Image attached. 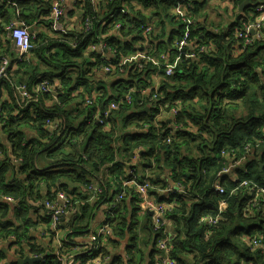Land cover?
<instances>
[{"label": "trees", "instance_id": "16d2710c", "mask_svg": "<svg viewBox=\"0 0 264 264\" xmlns=\"http://www.w3.org/2000/svg\"><path fill=\"white\" fill-rule=\"evenodd\" d=\"M208 1L187 0L186 15L196 20L189 35L193 48L177 50L176 42L183 36V22L174 13L178 0H102L96 6L91 0H77L67 17L80 10L84 13L79 17L78 29L67 25V34L52 31L48 22L50 0H0L4 3L0 4V19L5 21L9 17L4 28L14 19L23 22L29 31L30 25L38 23L48 24L51 30V34L34 32L28 59L35 55L38 62L29 65L24 76L16 80L25 83L22 85L28 89L37 75V79L44 76L50 82L59 80L57 88L49 87L45 92L55 101L50 108L34 94L20 100L18 92L0 77L10 99L6 102L3 97L6 118L0 120V152L4 155L0 161V243H6V249L19 246L23 239L24 242L26 238L33 239L27 233L28 228L40 226V235L47 239L45 243H28L29 254L44 256L35 264H63L64 257L81 253L77 247L84 245L73 243L70 230L76 227L68 220H61L62 248H57L42 205L45 201L58 202L57 193L63 192L75 207L78 201L88 198L90 190L93 193L97 189L96 203L78 205L85 221L82 228L87 229L92 210L105 199L106 209L112 204L114 207H110L111 214L106 216L104 225L120 239L126 234L130 237L126 256L116 259L115 264H140L146 259L147 264H156L160 254L156 246L159 233L153 228L151 215L141 211V199L134 187L128 186L126 190L131 188L132 192L124 195L130 194L131 204H127L128 197L114 201L122 179L130 175L137 183L149 180L152 186H158L149 191V197L173 207L167 217L174 225L171 237L174 264H264L262 250L252 251L249 245L251 234L264 233V213L259 207L264 197L257 190L264 186V142L248 157L252 168L247 179L255 186L253 189L242 185L233 193L235 186L228 180L229 185L221 194L228 199L220 209V195L212 187L216 172L226 162L224 149L236 148L242 155L248 143L255 144V138L264 134V23L258 28L263 37L244 48L234 34L243 22H255V8L263 0H249L243 13L239 6L245 0H231V15H238L226 26L201 20ZM133 2L150 12L137 9ZM123 8L126 13H122ZM66 13L65 10L64 21ZM87 16L93 24L85 31L83 23ZM115 23L122 26L118 32L113 31ZM103 35L113 55L110 60L86 49ZM137 47L152 58L159 52L170 62L176 59L177 52L182 55L167 76L168 64L163 68L140 62V69L131 62L122 64L121 60L135 53ZM193 52L194 57L187 56ZM168 54L175 56L171 58ZM25 60L17 61L16 54L14 61ZM107 64L110 71L101 72L111 78L109 84L94 78ZM156 73L163 78L157 90L152 86V75ZM149 87L153 88L150 93L146 91ZM94 91L95 101L86 103L85 94ZM127 95L129 102L124 100ZM110 102L119 108L111 110L104 124L98 123L97 111L106 110ZM99 104L102 106L97 108ZM161 109L165 114L158 119ZM14 111L17 113L12 115ZM77 115L81 118L78 123ZM59 120L62 126L49 133L50 124ZM26 129H35L37 137L28 136ZM65 139L67 142L60 144ZM136 153L139 161L130 174L128 160L133 157L137 160ZM170 182H182L185 193L164 192ZM109 191L113 193L109 195ZM195 195L196 201L192 198ZM4 196L13 201L4 200ZM128 208L145 215L144 220ZM218 212L220 216L212 230L200 222L203 216ZM138 229L147 234L145 250L137 243ZM110 233L99 236L97 232L91 237L96 253L105 251V241H111ZM95 246L92 250H96ZM84 255L75 260L85 264L93 259L85 260ZM6 260L7 252L0 249V262Z\"/></svg>", "mask_w": 264, "mask_h": 264}, {"label": "built area", "instance_id": "2783aa9c", "mask_svg": "<svg viewBox=\"0 0 264 264\" xmlns=\"http://www.w3.org/2000/svg\"><path fill=\"white\" fill-rule=\"evenodd\" d=\"M67 1H72V3H76L77 0H50L51 4V9L49 11V16L48 19L50 22V27L52 31L60 34H67L68 29L67 25L64 21V10L66 6ZM102 0H91V3L93 5H98L99 2ZM187 0H178V4L175 5L174 7V13L179 16V18L183 22V36L179 40V48L177 50L186 48L188 44L190 43L189 40V35L191 31L193 30V26L195 25V21L193 18L190 16H187L186 12V4ZM257 12V18L260 19L261 21L264 22V8L263 6H258L256 8ZM84 13L83 10H80V14L82 15ZM122 13H126V9H122ZM92 18L87 16L84 19V29L85 31L91 29L92 27ZM120 23H115L113 31L118 32L121 28ZM149 28V27H148ZM5 29L8 32L9 38L15 48V51L18 53L17 56V61H21L22 59H28V54L29 50L32 48V39L34 38V32L29 31L28 27L21 21H15V20H10L6 25ZM251 30H253L249 24L246 22L242 23V28L241 29H235V38L237 40L242 41V48H244L247 44H250L253 42V40L262 38L263 33L253 30V33H251ZM146 33V31H143V35ZM104 35L101 36V38L98 40L96 44H91L88 46L86 49L91 52H97L100 54L102 57H104L106 60H110L113 55L109 51V49L106 47V43L103 41ZM147 48V47H145ZM144 50V49H143ZM114 57H116L115 51H113ZM180 54L178 52V55L176 56V59L173 62H170L169 59L164 56V55H159V60L156 58H152L149 53L146 51H142L140 47H137L135 53L130 55L127 58H123L121 60L122 64L126 63H134L136 68L140 69V62H151L152 64H155L157 67H164V64H168L167 68L165 70V74H170L173 67L180 62ZM190 57H194L195 53L193 52L190 55H187ZM162 61V62H160ZM7 59L4 58V56H1L0 54V77H2L6 70H7ZM105 71H108V66L104 65L102 67ZM48 86L49 83L47 81L39 82L38 84H34L33 86L28 89L25 85L22 84H13V87L15 91L18 92V94L23 97V98H31L32 94H38V93H45L48 91ZM157 87H154L156 89ZM2 95V94H1ZM4 95V94H3ZM3 95L0 96V120L5 119L4 111H3V106H2V101H3ZM5 96V95H4ZM118 104L115 102H110L106 110H98L97 112L99 115L98 123H104V120L110 117V112L114 110H117ZM173 113H177L176 109L172 110ZM169 119V118H168ZM167 121V120H166ZM2 121H0L1 123ZM169 123V122H168ZM62 126V121H56V124H50L49 128L50 129H55V128H60ZM170 125L171 122H170ZM256 143L254 144L255 146H258L259 143L264 142V134L260 138H255ZM223 157L225 158L226 162L224 163L223 167L216 172L215 177L212 182V187L213 189L219 194H224L225 189L224 187L226 185H229L228 180H232L233 185L236 183H239L240 185H246L250 183V181L247 179L248 174L251 172L250 168H252V164L248 161L247 156H242L239 155V152L236 148L232 149H224L222 152ZM135 159V157H133ZM135 169L130 170V174H133ZM239 174L244 176L243 180L239 179ZM168 180L167 182H169ZM128 186H133L136 192L138 193V197L141 199L140 200V205L142 206V212H151L152 214V225L155 231L159 233V236L156 240V246L158 250L160 251V254L157 256V261L156 264H174L175 261L171 256V251L173 249V244H172V236H173V231H172V226L171 222L167 217L168 212L173 208H169L164 206L162 203H159L156 201V199L149 197V191L152 189H155L152 185L149 184V180H144V182L137 183L133 179L131 180L130 183L125 182L124 186L121 187L118 191V193L114 194V201L118 202L121 198V191L127 188ZM255 187V186H254ZM236 188H232V192L234 193ZM97 189L93 190V196L95 197V192ZM257 190L259 193L262 194V197H264V188L258 187ZM164 192H168L171 194H184V184L177 183L176 182H170L168 185H166L163 188ZM193 200L196 201L198 199V195L192 196ZM57 199L58 202L54 201H45L43 204L47 208H55V211L52 212V217H53V223L55 224L58 219L62 220H67L68 216L71 214V211H73L74 206L73 202L67 198V196L63 192H58L57 193ZM227 198H220L218 207L221 209L225 207ZM4 200L12 202L13 199L7 196H4ZM171 206H174V204H169ZM114 205L112 204L110 207H113ZM109 207V210L106 209V216L108 214H111V209ZM261 211L264 213V205L260 206ZM58 214V216H57ZM214 215V214H213ZM213 215H208V216H203L200 220L201 223L205 224L208 226L209 230H212V228L215 226V224L218 222L220 213H216L214 216ZM106 220V217H105ZM98 234H106L109 232V229L107 226H101L97 229ZM251 243L253 244V249L252 251H255L257 248L260 247V238L264 236V233H261L259 231L251 234ZM77 254V253H75ZM264 254V251L262 252ZM59 253H57V256ZM65 264H78L74 260H68L65 261ZM252 264V263H250Z\"/></svg>", "mask_w": 264, "mask_h": 264}, {"label": "crops", "instance_id": "0c3cea01", "mask_svg": "<svg viewBox=\"0 0 264 264\" xmlns=\"http://www.w3.org/2000/svg\"><path fill=\"white\" fill-rule=\"evenodd\" d=\"M0 4H4V3L0 2ZM133 4L136 5L137 9H140L139 4H136L134 2H133ZM73 7H74V3H72V1L66 2V12L67 13L65 14V19H66L65 23L68 26H72V27H75L78 29L79 28L78 20H79V17L81 14L79 12H77L76 14L75 13L72 14V16L70 18L67 17L68 13L70 11H72ZM212 8L214 11L218 12L215 17L212 16ZM232 10H233V6L231 5V0H210V2L205 6V8L203 10V12L205 13V16L203 18H201V20H206L207 24H215V25H217V24L222 25L223 24L224 26H226L230 22V20H232V18L234 17L231 15ZM237 15L238 14H236L235 17ZM8 19H9V17H7V19L5 21L0 19V54H1V56H4V58H6L7 62H8L7 70H6L5 74L2 76L3 81H7L9 83L10 87H13V84H20V82H18L16 79H18V77L20 75L24 76V72L26 71V68L31 64H36L38 62V59L35 55L34 56L31 55L30 59H27L24 61L26 63H24V62L20 63V62L14 61L15 57H16L15 48H14L11 40L9 39V35L7 33V30L4 28V24ZM215 19H217V22H215ZM10 20H14V19H10ZM207 26H211V25H207ZM215 27H217V26H215ZM212 28H213V25H212ZM30 30L33 32H37V33H46L47 32V33L51 34V30L48 27V24L45 25V24L38 23L35 25H30ZM159 54L160 53L158 52L153 56L155 58H158ZM168 55L171 58H174V56H175V55L171 56L170 54H168ZM101 70H102V68H100L99 72L96 73L97 77H99L100 80L105 79L103 81H107L109 84L111 82V78L105 77V75L101 72ZM157 74L158 73L152 75V82H153L152 86L153 87H157L158 84H160L161 80L163 79V78L161 79L162 75H160V74L157 75ZM39 75H42V74H39ZM37 76L30 83L31 86H33L34 84H38L39 82H43V79L44 80L46 79L48 81L49 85H51V87L55 86V88H57L59 86V80H57V79H53L52 82H50L44 76L41 77V79H37ZM2 82H0V89H1L2 95L3 94L5 95L6 102H10L9 96L7 94V90L5 88V85L2 84ZM22 84H25V83H22ZM48 88H49V86H48ZM13 89H14V87H13ZM95 93L96 92L94 91V94ZM46 94L47 93H45V94H34L33 96L43 98L45 105L51 108L54 106L55 101L52 97H50V96L48 97ZM4 95H3V97H4ZM16 95L19 97L20 100L26 99V98L21 97L17 93H16ZM55 95L57 96V94H55ZM16 113H17V111H14L11 114L15 115ZM77 116L78 117L75 119V122L78 123L81 121V118H79V115H77ZM54 118L55 117H53L52 119H54ZM166 120H168V118H166ZM26 131H27L28 136H34V135L36 136L37 131L35 129H33V130L26 129ZM41 159L43 162L46 161L45 157H41ZM167 176H168V174H167ZM163 179L164 180L167 179L166 174L164 175ZM111 193H113V192L109 191V195H111ZM91 199L93 201H95V203H96L97 197H92ZM128 203L131 204L130 194L128 195V198H127V204ZM90 205H93V204H90ZM106 208H107V204H106L105 199H104L103 203L98 204V206L92 210L91 215H90V219L86 222L87 229L82 228L85 225V221L82 219L83 215L81 214L82 213V210H81L82 207H80L78 205L75 206L73 211H71V214L67 218V220L71 221L73 223V225L76 227L75 230H73V229L70 230L71 239H72V241H74L73 243H79V244L84 245L82 248L77 247V250L81 251V254L88 253V254L84 255L87 257V259H85V260H88L90 258L94 259L97 257L96 261L92 262V264H115L116 259L124 258L126 256V253H127V247L129 245L130 237L128 236V234H126L122 239H120L119 235L114 234V233H110V235H109L111 238V241L110 240L105 241V246H104V247H106L105 251L96 253L97 247L95 246V243L91 241V233L96 232V230L105 221ZM128 210L131 213L133 211H135V214L137 215V217L139 219L142 217L141 220L142 221L144 220L145 215H143V216L138 215L136 213V209L132 211V208H128ZM40 214H41V212L38 213V217L36 218V220H38ZM36 220H34V221H36ZM171 226H172V229L174 230V225L172 222H171ZM28 230L29 231L27 233L29 235H31L33 237V239L26 238L25 241L27 243L24 242V239H23V243H21L19 246L13 245L10 249H6L7 248V247H5L6 243H0V249H5V253L7 252V260L5 262H8L9 264H11L14 261L16 262V259L23 258L24 256L28 255V250L30 248L28 243L29 244H34V243L42 244V242L45 243V240H47L40 235V230H42L40 226H38L36 229H34V227H29ZM137 232H138L137 234H138V239H139L137 242L141 241L140 247H142V246H144L145 238L147 239V234L145 233V230L140 231L138 229ZM91 244H92V248L95 246L96 250L95 249L91 250ZM144 248L145 247H143V250H145ZM140 264H147V259L144 262L142 261Z\"/></svg>", "mask_w": 264, "mask_h": 264}, {"label": "bare ground", "instance_id": "6f19581e", "mask_svg": "<svg viewBox=\"0 0 264 264\" xmlns=\"http://www.w3.org/2000/svg\"><path fill=\"white\" fill-rule=\"evenodd\" d=\"M249 4H250V1H249ZM249 4H247V5H249ZM263 6V8H264V0H263V2L261 3V4H259V5H257L256 6V8L258 7V6ZM256 8H255V11H254V13H255V22L254 23H252V22H248L247 24H249L250 25V27L253 29V30H256V31H259L258 30V28H259V26L260 25H262L264 22L263 21H261L260 19H258L257 18V12H256ZM65 10H66V6H65ZM65 10H64V12H65ZM260 32V31H259ZM8 33V32H7ZM34 35H35V33H34ZM35 37V36H34ZM176 44L179 46V42H176ZM16 52V51H15ZM16 54H17V56H18V53L16 52ZM109 64V63H108ZM106 65V66H108V71H105L104 69H103V73H107V72H109L110 70V67H109V65ZM166 68H167V66H166ZM174 68V67H173ZM172 72H173V69H172V71H171V73L169 74V75H171L172 74ZM167 76H169L168 74H166ZM0 96H2L1 94H0ZM96 96H97V93H95L94 94V92H92L90 95H86V103H89V104H92L94 101H95V98H96ZM4 100V99H3ZM124 100H126V101H130V97L127 95V96H125L124 97ZM2 103H3V101H2ZM97 119V122H98V119L100 118L99 117V115L97 114L96 116H95ZM53 124H56V121L53 123ZM100 124H104V123H100ZM50 129V128H49ZM55 129H57V128H55ZM55 129H53V130H55ZM67 142V139H65V140H63L60 144H63V143H66ZM257 146H255L254 144H252V143H248L246 146H245V148H244V152H243V154H242V156H247V157H251L252 156V154H254V152H255V148H256ZM3 157H4V155H3V153L2 152H0V161L3 159ZM136 157H137V160L136 159H132V160H128V162H129V166L127 167L129 170H132V169H135V167H136V165L138 164V162L137 161H139V154L138 153H136ZM261 163H259V165H260ZM261 167L263 166V164L262 165H260ZM239 179L240 180H243L244 179V176L243 175H241V174H239ZM131 180H132V177L130 176V175H128L125 179H122V182L120 183V186L121 187H123L124 186V183L125 182H127V183H130L131 182ZM247 186H248V188L251 190V189H253L254 188V186L253 185H251V184H246ZM235 187L234 188H236V189H239L240 187H242V185H240L239 183H236L235 185H234ZM263 186V185H262ZM263 188H264V186H263ZM185 190V189H184ZM91 192V191H90ZM90 192H88V198L85 200V201H78V204L77 205H83V204H85V202H91V201H93L91 198H92V196H93V194H92V192L90 193ZM127 192H132V190H131V188L129 189V190H126V188L124 189V190H122L121 191V196H119V198H123L124 197V195H125V193H127ZM4 198V197H3ZM170 204H173V203H170ZM264 205V199H261V203H260V205H259V207L260 206H263ZM42 207H43V212H44V214H46L48 217H49V224H48V227H49V229H50V231H51V234L53 235V237H54V244L57 246V248L58 249H61L62 248V234H61V231H60V224H61V220L62 219H58V221L54 224L53 223V217H52V212L53 211H55V208L53 207V208H47L46 206H44V205H42ZM252 207H255V204L254 203H252ZM57 216H58V214H57ZM206 216H208V215H206ZM59 217V216H58ZM104 226H107L108 227V229H109V232L108 233H106V234H98L99 236H105V235H108L110 232H111V229H110V227L108 226V225H104ZM260 249L262 250V252L264 251V238L263 237H261L260 238ZM249 245H250V247H251V249H253V244L251 243V239H250V241H249ZM259 248H257V249H259ZM91 250H92V247H91ZM87 254V253H86ZM80 255H84V254H81V253H79V254H73L72 256H70V257H68V258H63L62 259V263L63 264H65V261H68V260H74L75 262H77L78 264H82V262L81 261H78V260H75L77 257H79ZM27 257H30V258H39V257H42V256H40V255H35V254H29L28 253V255H26ZM26 256H24V257H26ZM59 256V255H58ZM44 257V256H43ZM74 258V259H73ZM96 259H97V257L96 258H94V259H91L90 261H88V262H86L85 264H92V262H95L96 261ZM41 260H42V258H41ZM40 260V261H41ZM39 262V261H38ZM5 264L6 263H8V262H4ZM3 262L1 263L0 262V264H4ZM37 263V262H36ZM9 264V263H8ZM35 264V263H34Z\"/></svg>", "mask_w": 264, "mask_h": 264}, {"label": "rangeland", "instance_id": "374dc122", "mask_svg": "<svg viewBox=\"0 0 264 264\" xmlns=\"http://www.w3.org/2000/svg\"><path fill=\"white\" fill-rule=\"evenodd\" d=\"M210 2V0L208 1V3ZM213 4V3H212ZM232 6H233V4H232ZM139 8L142 10V11H144L145 13H148V12H150V10H148V9H143V8H141V6H139ZM217 11H214L213 10V8H212V16L213 17H215L216 15H217ZM215 22H217V19H215ZM188 47H190L191 49L193 48L192 47V42H190L189 44H188ZM105 77H108V76H105ZM94 78H95V80H98L99 78L97 77V75H94ZM102 80H105V79H102ZM158 88V87H157ZM157 88H156V90H157ZM153 88L152 87H149L146 91L148 92V93H150V91L152 90ZM85 96H86V94H85ZM102 105L101 104H99L98 105V107L97 108H100ZM92 109V108H91ZM90 109V110H91ZM88 112V111H87ZM98 113H100V112H97V114ZM90 114V113H89ZM165 114V111H164V109H161V113H160V115H158V119L161 117V116H163ZM158 127H162V125H160V126H158ZM48 131H49V133H52L53 132V129H48ZM35 137H37V135L35 136ZM62 148H65V145L64 146H62ZM149 184L151 185V183L149 182ZM153 186H154V188L155 189H158V186H156V185H154L153 184ZM128 197V195H126L124 198H127ZM220 198H223V197H221V195H220ZM224 198H227V197H224ZM123 200V198L122 199H120L119 200V202L120 201H122ZM114 207V206H113ZM140 219H142V217L140 218ZM101 226L103 227L104 226V222L101 224ZM100 226V227H101ZM97 230H96V232H93V233H91V237L92 236H94V235H97ZM138 244H139V246H140V242H137ZM142 247H145V246H142Z\"/></svg>", "mask_w": 264, "mask_h": 264}, {"label": "water", "instance_id": "95a60500", "mask_svg": "<svg viewBox=\"0 0 264 264\" xmlns=\"http://www.w3.org/2000/svg\"><path fill=\"white\" fill-rule=\"evenodd\" d=\"M247 4H249V0H245V1L240 5V10L243 11V9L245 8V6H246ZM251 33H253V30H251ZM167 122L170 123L171 120L168 119ZM170 127L173 128V125H170ZM260 165H262V164H260ZM149 214H152V213L149 212ZM77 254H79V253H77ZM41 258H43V256H42V257H39V258H30V257H27V256H26V257H23V258H18V259H16V262H18L19 264H34V263L40 261ZM6 264H8V263H6Z\"/></svg>", "mask_w": 264, "mask_h": 264}, {"label": "clouds", "instance_id": "9594fccd", "mask_svg": "<svg viewBox=\"0 0 264 264\" xmlns=\"http://www.w3.org/2000/svg\"><path fill=\"white\" fill-rule=\"evenodd\" d=\"M242 13H243V11H242ZM178 55V52H177V54H176V56Z\"/></svg>", "mask_w": 264, "mask_h": 264}, {"label": "flooded vegetation", "instance_id": "af4514ba", "mask_svg": "<svg viewBox=\"0 0 264 264\" xmlns=\"http://www.w3.org/2000/svg\"><path fill=\"white\" fill-rule=\"evenodd\" d=\"M239 10H240V6H239ZM241 11V10H240ZM242 12V11H241Z\"/></svg>", "mask_w": 264, "mask_h": 264}]
</instances>
